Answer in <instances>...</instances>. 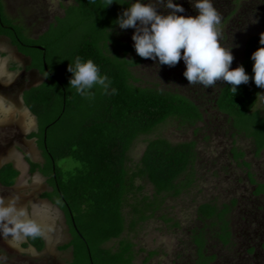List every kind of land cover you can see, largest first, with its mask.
Listing matches in <instances>:
<instances>
[{
    "label": "trees",
    "instance_id": "obj_1",
    "mask_svg": "<svg viewBox=\"0 0 264 264\" xmlns=\"http://www.w3.org/2000/svg\"><path fill=\"white\" fill-rule=\"evenodd\" d=\"M240 1L216 2L221 10L230 13L224 25L228 18L238 13L239 24L253 22L254 10ZM174 2L181 4L180 0ZM127 3L128 0H76L74 5L67 6L79 15L80 25L88 24L89 30L76 40L71 60L76 55L82 59L91 58L100 72L110 79L107 91L94 85L97 90L90 96H82L73 87L68 88L51 70L49 46L41 49L34 46L35 41L26 43L21 38L24 35L21 28L6 26L0 3V35L9 37L18 47L37 48L42 54L33 57L19 49L32 59L28 69L37 68L44 78L42 83L24 92V100L35 114L38 125L37 131L29 136L36 139L45 162L27 160L31 172L40 171L48 177L52 191H46L42 196L57 205L66 216L72 238L60 249L72 250L68 264H133L136 245L130 235L135 234L141 223L156 216L169 196L181 195L197 179L195 140L174 144L166 138L150 136L161 125L172 121L187 129L197 126L203 120L202 106L178 89L142 84L132 68L146 58L135 53L131 37L124 40L127 28L119 29L112 23ZM182 6L185 11H195L191 5ZM66 18V14L57 17L60 20ZM109 28L112 29L110 32ZM61 29L64 37L68 29L66 26ZM260 33L245 31L241 43L234 45L226 39L227 31L218 32L221 43L228 40L225 47L232 45L230 67L242 64L250 79L237 85V91L229 87V82L220 79L212 84L215 88L214 108L229 118L233 134H244L253 139L257 154L264 149V114L257 107L258 93H263V88L251 79L253 62L250 54L260 46ZM133 53L136 56L130 57ZM112 88L116 91L112 92ZM140 137L145 138L146 149L138 163H134L130 152ZM243 155L241 150H234L235 158ZM62 159H71V167L62 166ZM244 164L250 166L247 162ZM19 175L20 171L7 163L0 169V183L4 187H13ZM248 175L257 184L255 194L263 195L264 183H258L251 172ZM149 186L153 189L152 196L144 193ZM236 203L233 199L231 204L224 203L222 207L215 202L198 206V220L203 227L192 239L198 257L196 264H212L216 259V255L206 254V228L213 231V227L218 226L220 230L215 233L219 239L224 245L232 243L229 212ZM23 246L43 251L46 242L43 237L27 238ZM254 249L251 247L249 252ZM156 253L150 251L143 264Z\"/></svg>",
    "mask_w": 264,
    "mask_h": 264
},
{
    "label": "rangeland",
    "instance_id": "obj_2",
    "mask_svg": "<svg viewBox=\"0 0 264 264\" xmlns=\"http://www.w3.org/2000/svg\"><path fill=\"white\" fill-rule=\"evenodd\" d=\"M180 1L181 5H191L190 0ZM217 1L213 0V5L221 16L217 30L227 31L226 39H229L230 44L241 43L245 31L254 33L264 31V0H241L242 4L254 10L251 16L253 22L239 24L238 13L228 18L227 25H224V20L230 13L216 6L220 5L216 3ZM152 2L157 5L158 11H167L160 0ZM0 3L3 8L2 19L6 26L14 25L21 28V33H24L21 38L26 43L31 40L35 41L36 46H49L51 70L59 75L68 88H72L68 86L70 72L67 71V64L71 60L76 40L89 31L88 24L80 25L82 21L79 15L74 14L72 9H67V6L74 5L76 0H0ZM195 13L196 10L189 9L183 14ZM65 14L66 19H57L64 17ZM252 25L251 31L249 29ZM63 26L68 29L64 37L61 29ZM127 30L124 40H128L133 31L132 28ZM9 42L8 38H0V46H3L0 47V56H3V51L14 50L7 56V63L0 65V92L13 99L19 95L24 102L23 91L42 83L44 78L37 71L30 74L24 72L23 67L30 63V59H26L11 47H7L10 49L6 50L5 45L11 46ZM226 42L223 41L222 44L226 46ZM18 48L33 57L42 56L37 48L21 46ZM132 56L135 57L136 54L133 53L130 57ZM183 69L182 60L169 66L157 64L149 58L132 68L143 81V85H158V88L166 90L178 89L198 101L204 112L203 120L195 127L187 129L172 121L161 125L154 135L150 136L163 137L174 144L195 140L198 154L195 163L197 179L194 185L181 195L169 196L156 216L141 223L135 229V234L130 235L136 245L133 264H143L150 251L157 253L146 264H196L198 257L192 239L203 227L198 220V206L204 202H215L222 207L224 203L231 204L233 199H236L237 203L229 212L232 243L224 245L219 239L215 233L220 230L218 226L213 227V231L206 228L208 237L206 254L216 255L212 264H264V194H255L257 184L253 183L248 175L251 172L258 183H264V149L257 154L251 137L233 134L229 118L214 108L215 88L212 84L206 86L200 82L189 83L182 74ZM96 90L97 86L92 88L91 92ZM257 107L264 114V100L260 98ZM37 129V119L36 127L26 134L14 123L0 126V169L5 164L12 163L20 171L13 187H4L0 183V195H16L19 202L25 204L30 212L36 211L48 217L47 223L50 227L47 235L43 237L46 246L43 251H38L32 246H23L27 239L19 243L15 240L9 242L0 239V262L3 264H68L72 259L71 249H60L72 238L66 216L57 205L42 196L44 192L52 191L47 181L48 177L40 171L31 172L27 160L40 164L45 162L36 139L29 136ZM145 149L146 140L140 137L130 152L134 163H138ZM235 149L241 150L244 155L235 158ZM71 161L62 159L60 163L67 167ZM245 162L250 166H246ZM33 173H38L42 177L41 183L31 182ZM144 193L152 196L151 186L147 187ZM32 202H36L38 207L33 209ZM126 235L127 233L124 234ZM251 247L255 248L253 252H249Z\"/></svg>",
    "mask_w": 264,
    "mask_h": 264
},
{
    "label": "clouds",
    "instance_id": "obj_3",
    "mask_svg": "<svg viewBox=\"0 0 264 264\" xmlns=\"http://www.w3.org/2000/svg\"><path fill=\"white\" fill-rule=\"evenodd\" d=\"M160 3L167 11H158L152 0H128L127 7L122 8L112 22L119 29H133L131 40L135 53L169 66L182 60V74L189 83L200 82L207 86L220 79L229 82V87L237 91V85L249 81V73L242 64L230 67L232 45L225 47L218 38L217 25L221 16L213 0H190L191 7L196 10L195 15L183 14L184 7L174 0H160ZM111 30L109 28V32ZM6 38L11 46L14 45L12 39ZM258 43L260 46L250 54L253 62L251 79L255 85L264 88V31L259 34ZM2 55L0 65L6 64L8 59L6 52ZM67 71L71 73L68 86L82 96L92 95L90 89L94 85L99 86L101 91L109 88L110 79L100 72L91 58L74 56L67 64ZM258 94L264 100V93ZM10 123L16 124L26 134L36 127V117L19 95L13 99L0 92V126ZM30 179L33 184L42 181L38 173H33ZM37 207L36 202H32V208ZM47 219L39 212H30L25 204L19 202L18 196L0 195V239L19 243L27 238L45 237L50 227Z\"/></svg>",
    "mask_w": 264,
    "mask_h": 264
},
{
    "label": "flooded vegetation",
    "instance_id": "obj_4",
    "mask_svg": "<svg viewBox=\"0 0 264 264\" xmlns=\"http://www.w3.org/2000/svg\"><path fill=\"white\" fill-rule=\"evenodd\" d=\"M0 38H6V36H4V35H0ZM3 44V43H2ZM4 45V44H3ZM10 45V44H9ZM2 46V45H1ZM35 47H39V46H36V45H34ZM3 47V46H2ZM7 47H11L12 49H15V50H17V52L18 53H20L23 57H25L26 59L27 58H29L30 59V63L27 65V66H24L23 67V70H24V72L26 73V74H30V72H34V71H37L39 74H40V72H39V70L37 69V68H30V69H28V67L31 65V63H32V59H31V57H29V56H27L26 54H24V53H21L20 51H19V48H17L16 46H14V45H12V46H6L5 45V49L6 50H8V49H10V48H7ZM3 48V49H4ZM4 49V50H5ZM8 51H11V52H7L6 51V53L8 54V55H10V54H12L13 52H14V50L12 51V50H8ZM4 52V51H3Z\"/></svg>",
    "mask_w": 264,
    "mask_h": 264
},
{
    "label": "water",
    "instance_id": "obj_5",
    "mask_svg": "<svg viewBox=\"0 0 264 264\" xmlns=\"http://www.w3.org/2000/svg\"><path fill=\"white\" fill-rule=\"evenodd\" d=\"M42 49V47H40Z\"/></svg>",
    "mask_w": 264,
    "mask_h": 264
}]
</instances>
